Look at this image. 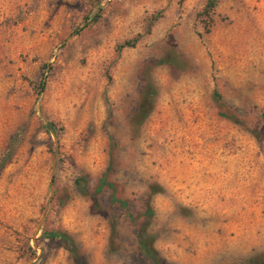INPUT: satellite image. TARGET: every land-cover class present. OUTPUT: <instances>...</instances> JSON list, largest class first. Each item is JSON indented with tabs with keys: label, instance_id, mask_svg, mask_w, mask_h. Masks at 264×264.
I'll return each instance as SVG.
<instances>
[{
	"label": "rangeland",
	"instance_id": "rangeland-1",
	"mask_svg": "<svg viewBox=\"0 0 264 264\" xmlns=\"http://www.w3.org/2000/svg\"><path fill=\"white\" fill-rule=\"evenodd\" d=\"M100 1L0 0V264H264V0Z\"/></svg>",
	"mask_w": 264,
	"mask_h": 264
},
{
	"label": "trees",
	"instance_id": "trees-1",
	"mask_svg": "<svg viewBox=\"0 0 264 264\" xmlns=\"http://www.w3.org/2000/svg\"><path fill=\"white\" fill-rule=\"evenodd\" d=\"M218 1L219 0H205L204 4L202 5V7L199 11L198 15L201 17L200 18L201 23H202V26H203L205 32L208 31V29L211 25V21H212L211 13H212L214 7L216 6V4L218 3ZM100 2H101L100 0H92V3L94 5H96L97 7H99ZM98 17H99V15L96 13L91 18L92 22H95ZM134 43H135V39L125 40V41H123L117 45V49H122L125 47H132L134 45ZM43 85H44V81L41 78L39 80V82L37 83L38 90L36 92V96L42 91ZM212 98L216 103L221 105V96L215 87H213V89H212ZM147 111L148 110H145V109L141 110V112H140L141 119L145 118V116L147 115ZM219 116L223 117V118L224 117H231L232 119H235V116L233 114L226 116V114L221 113V114H219ZM263 117H264V113H263ZM42 127L44 128V130L49 131V132H53L56 134H58L61 131V128L57 127L54 123H51V122L43 123ZM111 147L112 146L110 145V141H109V151L107 153V163H106L105 169L103 170V172L100 174V176L97 179V182L94 186L93 192L95 194H97L104 187L109 189L110 190V201H111V203L117 204L119 208L126 209V203L123 200H119V199H116L114 197L112 184L107 182V180H106L107 173L109 172V170L112 167V158H111V151H110ZM2 156H4V155H2ZM0 162H1V160H0ZM75 187L78 190L85 191L84 190L85 186L81 183L80 179L75 180ZM155 191H156L155 188H150L149 189V196L154 194ZM145 205L146 206H145V212L144 213H145L146 221L141 224L140 229L137 232V248L144 255L145 258L149 259L152 262V264H165L160 260L156 251L151 247V245L148 242L147 237L145 236V232H144L145 227L148 223V219L152 215V209L149 206L148 199H147ZM45 237L48 240H55V241L61 242L62 247L64 248V250H66L69 253V255L73 258V260H75L77 258V255H78L77 247L73 243L72 239L65 232L57 231V230L48 231V232H45Z\"/></svg>",
	"mask_w": 264,
	"mask_h": 264
}]
</instances>
